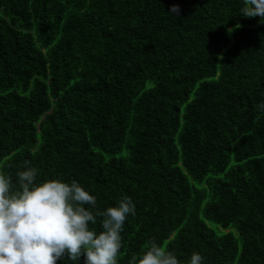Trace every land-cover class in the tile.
<instances>
[{
	"label": "trees",
	"instance_id": "trees-1",
	"mask_svg": "<svg viewBox=\"0 0 264 264\" xmlns=\"http://www.w3.org/2000/svg\"><path fill=\"white\" fill-rule=\"evenodd\" d=\"M242 7L0 0V174L131 197L118 264L153 237L182 264H264V24Z\"/></svg>",
	"mask_w": 264,
	"mask_h": 264
},
{
	"label": "clouds",
	"instance_id": "clouds-1",
	"mask_svg": "<svg viewBox=\"0 0 264 264\" xmlns=\"http://www.w3.org/2000/svg\"><path fill=\"white\" fill-rule=\"evenodd\" d=\"M171 13L178 14L179 6ZM240 14L264 24V0H243ZM259 108L264 111V103ZM38 174L39 169L27 166L16 173L15 183L0 174V264H57L65 258L80 264L81 256L84 264H118L125 222L136 214L131 197L100 211L97 197L78 181H38ZM145 248L127 264H182L154 237ZM204 259L194 252L183 264H203Z\"/></svg>",
	"mask_w": 264,
	"mask_h": 264
},
{
	"label": "rangeland",
	"instance_id": "rangeland-1",
	"mask_svg": "<svg viewBox=\"0 0 264 264\" xmlns=\"http://www.w3.org/2000/svg\"><path fill=\"white\" fill-rule=\"evenodd\" d=\"M213 226V225H212Z\"/></svg>",
	"mask_w": 264,
	"mask_h": 264
}]
</instances>
